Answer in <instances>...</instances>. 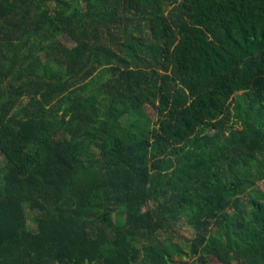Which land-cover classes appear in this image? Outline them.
I'll return each instance as SVG.
<instances>
[{
    "label": "trees",
    "instance_id": "trees-1",
    "mask_svg": "<svg viewBox=\"0 0 264 264\" xmlns=\"http://www.w3.org/2000/svg\"><path fill=\"white\" fill-rule=\"evenodd\" d=\"M0 157V264H264V0H0Z\"/></svg>",
    "mask_w": 264,
    "mask_h": 264
},
{
    "label": "rangeland",
    "instance_id": "rangeland-1",
    "mask_svg": "<svg viewBox=\"0 0 264 264\" xmlns=\"http://www.w3.org/2000/svg\"><path fill=\"white\" fill-rule=\"evenodd\" d=\"M62 40L68 46L72 47L74 45L72 41H70L69 39L65 37H63ZM1 166H2V159L0 157V167ZM258 188L264 191V180L258 184ZM28 214L30 215V217L34 216V213H31L30 211H28ZM114 219L118 221L119 218L117 216H114ZM29 225L31 227H34V224L31 221L29 222ZM177 237L178 238H176V241L182 244L186 249H188L189 244L192 242L193 238L195 237V231L187 223L186 219H184L180 223L179 234ZM162 239L166 240V237L163 235Z\"/></svg>",
    "mask_w": 264,
    "mask_h": 264
}]
</instances>
